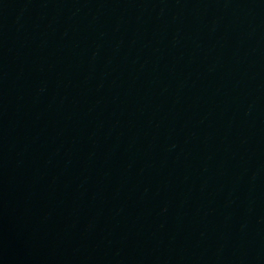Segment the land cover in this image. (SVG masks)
<instances>
[{
    "label": "water",
    "instance_id": "1",
    "mask_svg": "<svg viewBox=\"0 0 264 264\" xmlns=\"http://www.w3.org/2000/svg\"><path fill=\"white\" fill-rule=\"evenodd\" d=\"M0 264H264V0H0Z\"/></svg>",
    "mask_w": 264,
    "mask_h": 264
}]
</instances>
